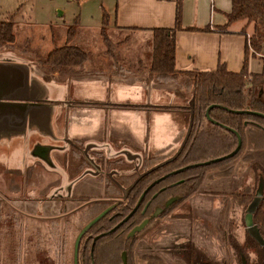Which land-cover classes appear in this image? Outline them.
<instances>
[{"label":"crops","instance_id":"0c3cea01","mask_svg":"<svg viewBox=\"0 0 264 264\" xmlns=\"http://www.w3.org/2000/svg\"><path fill=\"white\" fill-rule=\"evenodd\" d=\"M22 1L0 0V14L15 13V42L19 40L16 33H21L24 25L46 28L44 40L48 41V52L57 43L55 29L62 27L66 31L75 16L79 17V28L89 19L90 7H86L89 0H75V6L74 0H68V12L60 10L54 0L38 10L36 5L41 0H25L32 2L27 18L22 16ZM102 3L99 11L94 10L91 20L100 17L102 22V9H105L107 28L113 32L146 33L152 40L153 28L173 26L174 0H116L115 3L102 0ZM220 8H215V0L180 1L181 29L174 35V63L178 70H213L218 63L232 72L240 70L251 24L246 25L245 34L240 32L244 20L230 23L224 31L217 30L216 27L225 23L224 13L230 9V0L223 1ZM42 14L48 18L41 20ZM205 26L208 31L188 29ZM62 40L65 41V36ZM15 51L0 50V168L20 175V184L22 173L44 168L55 175L52 188H71L74 179H70L69 171L57 158L61 154L68 157L75 151L74 144L101 151L108 159L120 158L125 152L133 154L126 156L137 158L144 153L167 152L185 130L187 117L183 110L148 106H186L174 101L178 97L168 86L158 85V88L144 78L117 76L118 72L110 70L113 65L104 55L88 56L76 71L61 76L55 72L46 80L44 71L30 56L22 54L21 48ZM259 55H264V46ZM259 68L260 60L248 56V71L257 72ZM5 181L0 178V183ZM39 183L42 184L34 183L36 189L41 187ZM210 201L211 205L219 204L215 203L218 200ZM236 217L240 215L233 214V220ZM210 222L214 224L212 218ZM236 232H241L239 226Z\"/></svg>","mask_w":264,"mask_h":264},{"label":"rangeland","instance_id":"374dc122","mask_svg":"<svg viewBox=\"0 0 264 264\" xmlns=\"http://www.w3.org/2000/svg\"><path fill=\"white\" fill-rule=\"evenodd\" d=\"M50 1L53 2L41 0L36 5L37 10L46 8ZM54 1L60 6V10H70L68 0ZM109 1L115 3L116 0H107ZM223 1L228 0H215V8L221 10ZM73 3L75 6V0ZM101 4L102 0L88 1L86 7H90L89 19L84 27L78 29L72 42L84 49L89 57L104 55L109 62L116 61L117 65L112 64L110 70L115 69L116 73L119 71L117 76L144 78L142 80L146 82H154L155 87L168 86L172 94L178 97L174 101L189 105L190 90L185 92L184 87L176 81L147 76L152 51L150 35L113 32L107 28L110 47H115L117 58H111L106 53L105 43L100 44L103 41L99 30L100 17L91 20L94 10L97 8L99 11ZM31 5L32 2L22 1L24 18L30 14ZM1 14V19L7 16ZM43 16H40L41 20L48 18ZM46 31L44 27L24 25L21 33H16L19 40L14 45H4L1 49L11 48L19 52L22 46V50L30 48L35 51L34 54L45 56L49 48L48 41L44 40ZM53 34L57 42L55 45H62V38L65 36L63 28L55 29ZM137 68L143 73H138ZM176 90L183 95H176ZM259 91L260 97L264 99V85L258 89L257 94ZM184 112L187 127L188 112ZM185 130L181 131L167 152L157 151L151 155L144 153L143 157L137 158L128 157L126 155L131 153L125 152L120 158L108 159L101 151L74 144L75 151L70 152L68 157L63 158L61 154L57 158L69 171L70 179H74L71 188H52L56 182L55 175L44 168L32 173H22V184L19 183L20 175L10 174L0 168V178L6 179L4 183H0V264H73V244L82 226L104 209L106 204L121 198L122 190L140 173L171 156L178 148ZM245 137V149L235 159L229 172L218 170L207 174L198 192L183 200L169 213V217H156L137 232L135 252L138 257L156 254L164 264H237L229 247V241L234 239L244 252L240 257L241 264L245 258L250 264L254 263L256 259L251 241L257 239L252 234L255 232L254 235H258L263 241L264 239L255 226L249 228L244 225V217L248 201L264 194V132L250 129ZM40 181L41 187L36 189L35 184ZM210 199L218 200L215 203L219 204L211 205ZM235 213L240 218L233 220ZM210 218L214 224H211ZM237 226L240 227V233L236 232ZM109 250L114 251V246ZM143 263L147 264L145 261Z\"/></svg>","mask_w":264,"mask_h":264},{"label":"trees","instance_id":"16d2710c","mask_svg":"<svg viewBox=\"0 0 264 264\" xmlns=\"http://www.w3.org/2000/svg\"><path fill=\"white\" fill-rule=\"evenodd\" d=\"M180 1L174 0L173 26L151 30L152 51L146 73L149 78L176 81L184 87L185 92L190 90L191 107L148 105L156 109L183 110L188 113L191 110L188 136L174 159L141 177L126 199L83 235L78 252L79 264H144L143 261L147 264H164L156 254L138 257L135 252L138 230L133 234L130 232L144 220L151 222L156 217L169 214L183 200L198 192L207 174L218 170L229 172L235 159L245 149L247 140L245 133L250 129L264 132L254 125L255 123L264 128V99L260 97L261 93L257 94L258 89L264 85V55H259L264 46V0H230V9L224 13L225 23L216 27L217 30L224 31L230 23L244 20L240 32L245 34L246 25L251 24V31L245 37L241 68L237 72L227 70L223 63H218L213 70H178L175 67L174 35L181 29ZM14 23L15 13H9L4 19H0V50L4 45H14L16 41ZM107 26L108 13L102 9L100 35L107 47L106 53L111 58H117L115 47H110ZM78 29L79 17L75 16L72 23L66 27L65 41L62 45H54L45 56L34 54L35 51L30 48L22 50L21 46L22 54L32 57L44 71L46 80H50L55 72L60 76L72 73L88 58V53L72 42ZM188 29L209 30L207 26ZM248 56L260 60L257 72L248 71ZM115 62L112 63L114 66L117 65ZM136 71L143 73L140 68ZM175 94L183 95L177 90ZM236 134L240 138L238 150L230 157L211 161L234 149L237 143ZM156 180L157 182L148 188L136 210L115 230L110 231L133 210L142 192ZM231 223L229 228L232 227ZM251 223L264 239V194L259 197L251 214ZM228 231L230 232V229ZM96 236L98 237L94 240ZM251 243L256 259L251 264H264L263 244L254 239ZM111 246L115 248L112 252L109 250ZM229 247L237 259V264H241L240 257L244 255L242 248L234 239L229 241ZM243 264L250 263L245 258Z\"/></svg>","mask_w":264,"mask_h":264},{"label":"water","instance_id":"95a60500","mask_svg":"<svg viewBox=\"0 0 264 264\" xmlns=\"http://www.w3.org/2000/svg\"><path fill=\"white\" fill-rule=\"evenodd\" d=\"M211 106V105H210ZM189 107H191V104L189 103ZM209 108V107H208ZM207 108V109H208ZM207 109L205 110V116L207 117ZM257 114H260V113H257ZM246 123V122H245ZM244 123V124H245ZM255 126H257L258 128H260L262 131H264V128L259 126L258 124H255ZM190 126H191V110H189V113H188V122H187V127H186V130H185V133L183 135V138L180 142V144L178 145V148L176 149V151L169 157L165 158L163 161L153 165L152 167H150L149 169L145 170L144 172L140 173L133 181L131 184H129L127 187H125L123 190H122V196L121 198H118V199H115L112 201L111 204H109L107 207H105L104 209H102L99 213H97L94 217H92L89 221H87L83 226L82 228L79 230V232L77 233L76 237H75V240H74V244H73V264H78V251H79V245H80V241L83 237V235L93 226L95 225L98 221H100L107 213H109L113 208H115L117 205H119L120 203H122V201L124 199H126L128 193L130 192V190L132 189V187L136 184V182L141 178L143 177L145 174L149 173L150 171L154 170L155 168H158L160 166H162L163 164H165L166 162H169L171 161L172 159H174L178 153L180 152V150L182 149L185 141H186V138L188 136V133H189V130H190ZM236 137H237V143H236V146L234 147V149L232 151H230L228 154L222 156V157H217V158H214L212 159L211 161H216V160H220L222 158H226V157H230L232 156L239 148L240 146V138L239 136L236 134ZM156 181L152 182L141 194L138 202L136 203L135 207L133 208V210L120 222L118 223L117 225H115L110 231H113L115 230V228H117V226L119 224H121L124 220H126L135 210L136 208L138 207L139 203H140V200L143 198L144 194L146 193V191L148 190V188H150ZM258 200H259V197H253V199L250 201V203L247 205L246 209H245V217H244V225L249 227V228H253L254 226L252 225L251 223V214L255 208V206L257 205L258 203ZM146 223V220H144L142 223H140L138 226H136L131 232L130 234H133L135 231L137 230H140ZM248 228V229H249ZM255 228V227H254ZM256 229V228H255ZM252 233V232H251ZM255 233V232H254ZM254 233L252 234L253 236L256 237V239L259 241V243L263 244V247H264V241L261 240L259 238L258 235H254ZM98 236H96L94 238V240L97 238Z\"/></svg>","mask_w":264,"mask_h":264},{"label":"flooded vegetation","instance_id":"af4514ba","mask_svg":"<svg viewBox=\"0 0 264 264\" xmlns=\"http://www.w3.org/2000/svg\"><path fill=\"white\" fill-rule=\"evenodd\" d=\"M113 209H114V208H113ZM107 214H108V213H107ZM166 217H169V214L165 215L164 217H160V218H166ZM164 220H165V219H164ZM149 223H150V222L146 221L145 225H147V224H149ZM145 225H144V226H145ZM144 226H143V227H144ZM138 231H139V230H138ZM86 233H87V232H86ZM78 252H79V251H78Z\"/></svg>","mask_w":264,"mask_h":264}]
</instances>
